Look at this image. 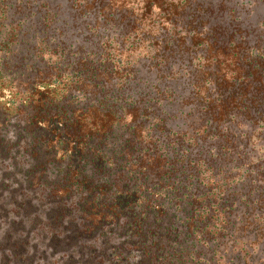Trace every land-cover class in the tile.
I'll return each instance as SVG.
<instances>
[{
    "label": "trees",
    "instance_id": "16d2710c",
    "mask_svg": "<svg viewBox=\"0 0 264 264\" xmlns=\"http://www.w3.org/2000/svg\"><path fill=\"white\" fill-rule=\"evenodd\" d=\"M65 1L88 48L53 0H0V110L91 236L121 226L100 264H264V46L221 38L206 0Z\"/></svg>",
    "mask_w": 264,
    "mask_h": 264
},
{
    "label": "rangeland",
    "instance_id": "374dc122",
    "mask_svg": "<svg viewBox=\"0 0 264 264\" xmlns=\"http://www.w3.org/2000/svg\"><path fill=\"white\" fill-rule=\"evenodd\" d=\"M53 3L59 5L58 26L65 30L69 44L88 48L91 43L86 41L85 29L76 24L77 17L67 2ZM204 6L208 27L217 29L221 38L235 34L249 46H264V0H206ZM120 30L117 26L109 35L121 36ZM176 64L182 77L173 87L184 96L190 90V76H185L188 62L178 58ZM25 127V117L8 116L0 110V264H100L121 241V226L105 228L93 236L87 232L80 196L56 190L54 184L60 176L39 168ZM240 127L242 132H251L246 121ZM263 138L257 137L259 145H264ZM246 141L241 156L249 151ZM211 149L209 144L193 154L207 158ZM88 173L93 180H100L90 168ZM263 253L264 248L257 255Z\"/></svg>",
    "mask_w": 264,
    "mask_h": 264
}]
</instances>
